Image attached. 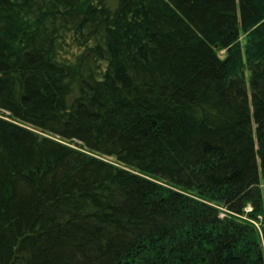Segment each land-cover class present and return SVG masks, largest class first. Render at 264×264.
I'll use <instances>...</instances> for the list:
<instances>
[{
	"label": "trees",
	"instance_id": "obj_1",
	"mask_svg": "<svg viewBox=\"0 0 264 264\" xmlns=\"http://www.w3.org/2000/svg\"><path fill=\"white\" fill-rule=\"evenodd\" d=\"M260 171L264 0H0V264H264Z\"/></svg>",
	"mask_w": 264,
	"mask_h": 264
},
{
	"label": "rangeland",
	"instance_id": "obj_2",
	"mask_svg": "<svg viewBox=\"0 0 264 264\" xmlns=\"http://www.w3.org/2000/svg\"><path fill=\"white\" fill-rule=\"evenodd\" d=\"M242 42L243 43L245 42V37L244 36H242ZM74 146H75V144H74ZM75 147H78V146H75ZM260 184H261L262 192H263V195H264V173L262 171H260ZM259 220L262 222V218L261 217L259 218ZM260 221L256 222V224H257L259 229L261 228Z\"/></svg>",
	"mask_w": 264,
	"mask_h": 264
},
{
	"label": "water",
	"instance_id": "obj_3",
	"mask_svg": "<svg viewBox=\"0 0 264 264\" xmlns=\"http://www.w3.org/2000/svg\"><path fill=\"white\" fill-rule=\"evenodd\" d=\"M79 145V143L77 142L76 144H75V146H78Z\"/></svg>",
	"mask_w": 264,
	"mask_h": 264
}]
</instances>
